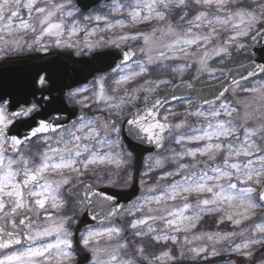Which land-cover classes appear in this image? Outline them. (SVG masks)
Returning a JSON list of instances; mask_svg holds the SVG:
<instances>
[{
  "label": "snow or ice",
  "instance_id": "6c2138e0",
  "mask_svg": "<svg viewBox=\"0 0 264 264\" xmlns=\"http://www.w3.org/2000/svg\"><path fill=\"white\" fill-rule=\"evenodd\" d=\"M259 212L264 0H0V264H264Z\"/></svg>",
  "mask_w": 264,
  "mask_h": 264
},
{
  "label": "water",
  "instance_id": "95a60500",
  "mask_svg": "<svg viewBox=\"0 0 264 264\" xmlns=\"http://www.w3.org/2000/svg\"><path fill=\"white\" fill-rule=\"evenodd\" d=\"M102 1H106V2H109L111 0H98V3L102 2ZM77 3L78 4H89V5H92L94 3V0H77ZM52 52H55V51H52ZM61 55H67V56H70L73 60H78V59H88V57H85V58H75L72 56V54L70 52H62L60 53ZM40 54H31V56H38ZM95 75H98V73H93L92 76H88V73L87 72H83L81 74V79H83L84 76H87V80H84L83 83H89L92 79H93V76ZM179 83V82H178ZM202 88V87H200ZM66 107L68 109V113H71L72 111H75L77 114H79V112L81 111L80 108H75V107H69L67 104H66ZM76 117L75 116H72L71 119H67L66 120V123H71V120L72 119H75ZM145 147H147V145H145ZM152 154H155V149L152 150ZM146 155H149V152H143L139 159H140V163L142 164V160H143V157L146 156ZM116 191H119V190H116ZM135 195H140V191L138 189V185L136 186V193ZM135 197H131V199H134ZM117 199L119 200V203L121 204H127L128 203V199L124 198V197H120L118 196Z\"/></svg>",
  "mask_w": 264,
  "mask_h": 264
},
{
  "label": "rangeland",
  "instance_id": "374dc122",
  "mask_svg": "<svg viewBox=\"0 0 264 264\" xmlns=\"http://www.w3.org/2000/svg\"><path fill=\"white\" fill-rule=\"evenodd\" d=\"M22 15H26V13H24L23 11H22ZM144 27L145 28H149V27H151V25H144ZM80 39L81 40H83V35H80ZM240 62H245V61H240ZM173 63H182V61H175V62H173ZM231 67H233V66H235V65H230ZM190 71H194V70H190ZM184 79L185 80H188L189 79V76L186 74L185 75V77H184ZM179 80L177 79V80H174V82L176 83V82H178ZM213 83H216V81H212ZM195 86H205L203 83H199V82H197V83H195ZM166 87H171L170 85L169 86H166ZM161 94H163V93H161ZM230 99H231V97H229ZM79 107V106H78ZM173 147H178V146H175V145H173ZM166 167H174V165H171V164H168V165H166ZM86 178H90V179H94V181H95V178L94 177H91V176H89V177H86ZM149 183L151 184V183H154V180H152V181H149ZM161 183H164L163 181H161ZM177 203H179V201H177ZM261 215H264V212H259L258 213V216H261ZM119 222V221H118ZM213 228L215 227L214 225L212 226ZM207 230V229H206ZM163 247L164 246H157V248H156V251L157 252H159L160 250H162L163 249Z\"/></svg>",
  "mask_w": 264,
  "mask_h": 264
},
{
  "label": "flooded vegetation",
  "instance_id": "af4514ba",
  "mask_svg": "<svg viewBox=\"0 0 264 264\" xmlns=\"http://www.w3.org/2000/svg\"><path fill=\"white\" fill-rule=\"evenodd\" d=\"M109 3H110V2H109ZM102 4H104V3H102ZM102 4H100V5H102ZM141 27L145 28L144 25H142ZM80 35H83V33H81ZM52 50H55V49H52ZM64 51L70 52V53L72 54V56L75 57V58H82V57H77V56L75 55V52H74L73 50H64ZM84 57H87V56H84ZM71 106H74V105H71ZM84 110H85V112H87L89 115L92 114V112L89 111V109H84ZM86 179H89V180L94 181V179H90V178H86ZM94 182H95V181H94Z\"/></svg>",
  "mask_w": 264,
  "mask_h": 264
}]
</instances>
